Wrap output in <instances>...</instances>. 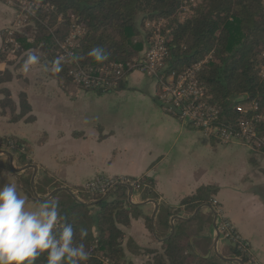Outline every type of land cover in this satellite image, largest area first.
Masks as SVG:
<instances>
[{
	"label": "crops",
	"instance_id": "obj_1",
	"mask_svg": "<svg viewBox=\"0 0 264 264\" xmlns=\"http://www.w3.org/2000/svg\"><path fill=\"white\" fill-rule=\"evenodd\" d=\"M15 19V10L0 0V51ZM22 66L11 68L14 79L0 90L10 91L17 114L25 94L31 112L12 123L0 111V136L28 144L40 198L67 188L90 207L96 205L93 196L83 189L95 178L143 182L140 191L127 189V204L138 207L139 216L120 228L125 264L164 260V245L175 235L181 238L180 259L241 264L221 239L216 251L218 208L248 244L252 263L264 264V154L210 140L161 102L157 80L140 73H132L118 91L101 94L59 81L47 66L33 65L27 73ZM5 68L0 65V71ZM13 158L16 170L31 166ZM0 164V186L15 183L29 207L38 205L23 186L24 179L31 185L35 171H15L4 155ZM111 194L107 199L113 201Z\"/></svg>",
	"mask_w": 264,
	"mask_h": 264
},
{
	"label": "trees",
	"instance_id": "obj_2",
	"mask_svg": "<svg viewBox=\"0 0 264 264\" xmlns=\"http://www.w3.org/2000/svg\"><path fill=\"white\" fill-rule=\"evenodd\" d=\"M192 1L31 0L36 8L40 6L35 10V15L29 18L32 26L28 27L27 32H32L33 36L18 32L10 37L4 34L5 46L0 51V65L6 68L0 71V86L12 81L11 68L21 67L35 50L45 55L44 60L52 69L54 61L61 56L60 53L56 54L54 47L60 49L58 44H64L75 25L82 29L83 34L75 42L73 56L66 61L61 60L60 72H51L65 83H73L70 72L77 66L95 71L112 64L134 63L149 43L150 31L146 24L165 20L167 26L164 34L170 51L166 71L179 74L207 59L197 74L198 79L203 84L206 97L219 107L220 123L238 130L240 122L264 116V77L260 75L264 68V0H195V6L191 4ZM187 5H192L190 14L184 12ZM59 20L62 24L54 33ZM55 34L57 41L60 40L57 45ZM9 39L19 45L15 53ZM97 46L107 54L103 62H96L88 56V52ZM123 82H119L115 90L104 94L118 91L123 87ZM85 91L103 93L98 90ZM0 94L3 95L0 100L1 114L10 122H19L31 112L25 94L20 96V114H17L10 91L3 89ZM0 148L9 150L23 165L32 164L31 149L24 140L0 136ZM4 168L0 164V173ZM139 184L144 185L143 182ZM23 186L29 197L34 198L30 179H24ZM112 193L119 197L110 201L98 194L92 195L96 205L90 207L78 203L65 192L62 194L64 197L56 199L63 218L61 223L72 225L75 242L83 243L89 252L86 264H103L104 259L125 264L120 228L129 227L131 220L139 216V208L127 204L126 187L119 186ZM193 200L196 198L187 199L184 203ZM81 228L88 230V236L83 240L80 238ZM180 243L179 235L166 242L165 258L155 264H190L189 258L180 259ZM232 249L234 256L241 258L243 263L253 264L249 254ZM195 258V264H216L201 257ZM35 264H46V254L38 258Z\"/></svg>",
	"mask_w": 264,
	"mask_h": 264
},
{
	"label": "built area",
	"instance_id": "obj_3",
	"mask_svg": "<svg viewBox=\"0 0 264 264\" xmlns=\"http://www.w3.org/2000/svg\"><path fill=\"white\" fill-rule=\"evenodd\" d=\"M4 2L14 8L19 14L24 16V19L17 21V26L20 23L29 21L30 17L35 15L36 8L31 0H4ZM192 5L197 2L193 0ZM32 5V7H30ZM192 5H187L184 12L191 13ZM27 6L30 10L26 9ZM184 16L182 17V20ZM167 22L165 20L148 22L147 29L150 31L149 43L141 57L131 64H112L106 68L92 70L77 66L70 72L73 83L83 90L101 91L103 93L111 92L117 88L119 82L126 81L127 78L134 72L140 73L148 78L158 81L160 86V100L168 108L175 107L180 112V119L189 123L195 130L205 134L207 137H213L223 145L241 143L249 147L253 151L264 154V116H255L251 120L242 121L239 124L238 130L220 123L219 107L210 102V98L206 97L203 84L198 79V72L203 63L193 65L181 73L175 71L168 72L167 60L170 58L168 47V39L164 34ZM10 29V35L13 34ZM169 30L167 31V33ZM83 34L79 26H73L70 37L65 44L60 45V58L67 60L73 56V51L76 49V40ZM12 43L13 40H10ZM61 44V43H60ZM130 72V74H128ZM264 73V70L262 71ZM259 127V128H258ZM9 150L0 148V153ZM3 154H0L2 156ZM119 186H124L127 189L132 188L133 191H140L142 186L135 181L122 179H109L99 177L90 181L84 187L83 191L90 195L109 196ZM218 201H214V205H218ZM219 220L217 221V229L220 239L228 244H231L238 252L249 254V246L239 234L235 231L231 222L222 217L223 212L220 208L217 209ZM103 264H115L109 259L102 260Z\"/></svg>",
	"mask_w": 264,
	"mask_h": 264
},
{
	"label": "clouds",
	"instance_id": "obj_4",
	"mask_svg": "<svg viewBox=\"0 0 264 264\" xmlns=\"http://www.w3.org/2000/svg\"><path fill=\"white\" fill-rule=\"evenodd\" d=\"M88 56L103 62L107 54L102 47H93ZM63 58L54 61L52 71L60 72ZM39 57L29 54L22 71L29 72ZM59 212V201L49 198L34 207L28 206L15 183L0 186V264H35L46 254V264H86L89 252L83 243L75 242L74 229ZM88 236L80 229V238ZM139 264V261H136Z\"/></svg>",
	"mask_w": 264,
	"mask_h": 264
},
{
	"label": "rangeland",
	"instance_id": "obj_5",
	"mask_svg": "<svg viewBox=\"0 0 264 264\" xmlns=\"http://www.w3.org/2000/svg\"><path fill=\"white\" fill-rule=\"evenodd\" d=\"M30 7H32V5H30ZM30 7L29 6H27V8L26 9H28V10H30ZM14 9V8H13ZM15 10V9H14ZM15 13H16V19H15V21H14V23H13V25L12 26H9L10 28H9V30L10 29H12L14 32L13 33H15V32H18V33H25V34H27L29 37H32L33 36V33L32 32H27V30H28V27H30V26H32V24H29V21L27 20L26 22H23V23H20V25H19V27L17 26V21H19L20 19H24V14L22 15V16H18V12L15 10ZM22 19V20H23ZM57 26L53 29V32L55 33L57 30H58V27H60V25L62 24V21L61 20H59L58 22H57ZM65 31V28H63V32ZM70 37V36H69ZM68 37V38H69ZM55 38H56V40H55V42H56V45L60 42V40H58L57 41V35L55 34ZM67 38V39H68ZM67 41V40H66ZM65 41V42H66ZM58 42V43H57ZM65 42H64V44H65ZM9 44L13 47V51H14V53L18 50V48H19V45H18V43H16V42H10V39H9ZM59 45V48H60V45H63V43H59L58 44ZM54 49L56 50V54H58L59 53V51H61V48L60 49H58V47H54ZM58 51V52H57ZM32 54H34V55H36V56H38L39 57V61H38V63L37 64H35V65H39V66H44V67H46L47 66V69H49L50 70V72H52V69L49 67L48 68V63L46 62V59L44 60V58H45V55L42 53V52H40L39 50H35L34 52H32ZM262 57L264 58V48L262 49ZM264 70V68L260 71V75L262 76V77H264V73L262 72ZM14 79V78H13ZM12 79V80H13ZM10 83V82H9ZM96 179V178H95ZM86 186V185H85ZM111 197H114V200H116L118 197H119V195L118 194H111ZM226 245H228L231 249L233 248L232 247V245L231 244H226ZM191 259V258H190ZM189 262H193V260H189ZM196 262V261H195ZM195 262L194 263H192V264H195Z\"/></svg>",
	"mask_w": 264,
	"mask_h": 264
},
{
	"label": "water",
	"instance_id": "obj_6",
	"mask_svg": "<svg viewBox=\"0 0 264 264\" xmlns=\"http://www.w3.org/2000/svg\"><path fill=\"white\" fill-rule=\"evenodd\" d=\"M171 109L173 110V111H175V112H177L178 114H180V112H179V110H177L175 107H173V106H171ZM0 154H3L4 156H6V157H8L9 158V160H10V164H11V166H12V169H14L15 171H17V172H21V171H24V170H26V169H33L35 172H34V175H33V178H32V180H31V189H32V192H33V195L35 196V198H37L38 200H40V201H44V200H47V199H49V198H52L55 194H57V193H59V192H61V191H65V192H67L75 201H77L78 203H81V204H83L81 201H79L75 196H74V194L71 192V190H69V189H67V188H61V189H56V190H54L49 196H47L46 198H40L39 196H38V194H37V192H36V188H35V178H36V175H37V167L36 166H28V167H26L25 169H23V170H16L15 168H14V165H13V161H14V158H13V155L11 154V153H9V152H7V151H3V152H1ZM129 190H130V192H132L133 191V189L132 188H130L129 187ZM108 198V196H105L104 197V200H106ZM217 216L215 217V222H216V224H215V229H216V233H217V237H216V241H215V247H216V251H217V244H218V241H219V239H220V236H219V232H218V229H217ZM174 229H173V234H174ZM237 261H239L241 264H243V262L241 261V260H237Z\"/></svg>",
	"mask_w": 264,
	"mask_h": 264
}]
</instances>
